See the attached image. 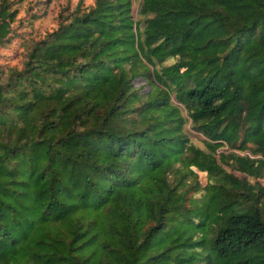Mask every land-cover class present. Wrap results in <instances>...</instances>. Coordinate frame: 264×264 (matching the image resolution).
<instances>
[{
	"label": "trees",
	"instance_id": "1",
	"mask_svg": "<svg viewBox=\"0 0 264 264\" xmlns=\"http://www.w3.org/2000/svg\"><path fill=\"white\" fill-rule=\"evenodd\" d=\"M83 2L21 67L0 63V264H264V185L248 179L264 177V0H141L110 24ZM14 3L0 0V46ZM105 23L90 39L110 52H67L69 35ZM185 121L208 151L188 144ZM175 144L193 170L169 166L135 215L117 192Z\"/></svg>",
	"mask_w": 264,
	"mask_h": 264
},
{
	"label": "rangeland",
	"instance_id": "2",
	"mask_svg": "<svg viewBox=\"0 0 264 264\" xmlns=\"http://www.w3.org/2000/svg\"><path fill=\"white\" fill-rule=\"evenodd\" d=\"M14 7L18 8V15L16 20L13 22V34L10 42L5 43L0 46V63L4 66H19L21 67L24 60L25 54L27 53V45L32 44L35 40H38L44 36L47 37L48 32H52L56 29L60 24L59 14L62 9L70 5V9L75 8L80 0H14ZM84 7L97 6L99 3V9L95 12L98 14L100 11L104 13L103 19L106 22L113 23L114 21H110L111 15H115L119 11L124 8H130L132 12L137 15L140 1L141 0H83ZM137 18V17H136ZM135 18V19H136ZM110 29L108 24L99 25H90L80 31L78 34H71L65 40V43H68L67 52L71 54H78L82 50L86 49L85 55L81 58L89 57L91 53H95L99 51L98 54L94 56V59H98L102 53H108L109 47L111 43H107L104 48H100L102 41H94L90 39V36H94L95 38L99 35H103L105 37L106 31ZM69 33L68 31L65 32ZM121 44H115L118 46H122L124 48V41L122 37L120 38ZM100 42V43H99ZM76 46V48L70 49L71 46ZM110 59V58H108ZM113 64H109L108 67H112ZM130 73L133 71H138L139 66L133 65V63L129 64ZM141 84L137 82V85ZM81 86H79V89ZM147 92V91H146ZM152 95V93H151ZM150 95V96H151ZM131 104L137 103L136 100L138 97L135 95H131ZM173 98V97H172ZM171 98V99H172ZM173 101V99H172ZM174 102V101H173ZM182 111L183 115L187 117L186 109L174 102ZM182 130L186 132L188 136V144L195 145L200 147L206 151L207 142L205 137L196 131H194L190 127V121H185L181 126ZM228 147L224 146L219 148L217 151V156L219 157V152L226 150ZM184 149V144L173 145L169 148H164L162 150H157V166H150L145 162H139L136 167L135 175L139 177L140 181L137 185L129 189H122L117 192L121 199L129 202L131 209L136 214H140L141 216L148 215V206H150L153 202V194L152 189L154 183H162L164 179V175L168 173V167H178L181 170V174L185 171L193 170L194 166L192 163L183 158L182 150ZM242 155H251L253 157H259L260 155H252V151H238ZM228 170H231L229 166H225ZM197 174L199 176V180L202 182V185H207L210 181L214 179L212 173L207 171H203L200 169H196ZM238 176H245L242 172L235 171ZM251 183H256L260 181L264 185V177L263 178H248ZM205 191L202 190L198 192L199 195L203 194ZM126 210L124 206L119 210L115 215L124 214ZM121 213V214H118ZM123 217V215H121ZM101 225L108 230L114 224L118 222V219L114 216L110 217H102ZM120 223H124L122 220ZM112 229V228H111ZM110 229V230H111Z\"/></svg>",
	"mask_w": 264,
	"mask_h": 264
}]
</instances>
